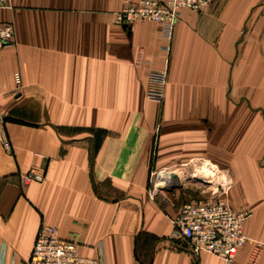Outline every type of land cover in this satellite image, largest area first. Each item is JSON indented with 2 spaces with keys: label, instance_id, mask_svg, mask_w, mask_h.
Returning <instances> with one entry per match:
<instances>
[{
  "label": "crops",
  "instance_id": "obj_1",
  "mask_svg": "<svg viewBox=\"0 0 264 264\" xmlns=\"http://www.w3.org/2000/svg\"><path fill=\"white\" fill-rule=\"evenodd\" d=\"M140 1H3L15 40L0 51V264L26 261L42 225L104 264H197L170 221L182 201L150 192L157 171L204 159L231 173L229 207L251 213L234 264L256 250L264 264V111L231 93L264 106V0L183 10L171 43L159 24L117 23ZM30 172L44 181L23 183Z\"/></svg>",
  "mask_w": 264,
  "mask_h": 264
},
{
  "label": "built area",
  "instance_id": "obj_2",
  "mask_svg": "<svg viewBox=\"0 0 264 264\" xmlns=\"http://www.w3.org/2000/svg\"><path fill=\"white\" fill-rule=\"evenodd\" d=\"M4 0H0V13L5 8ZM214 0H142L128 3L116 14L118 24L130 27L137 22H153L162 27L164 38L171 43L181 12L205 11ZM15 27L12 23L0 20V51L13 45ZM169 50V47H168ZM18 83L21 82L16 75ZM5 147L10 149L9 142ZM203 174H194L202 183L211 184V195L194 199L182 205L176 217L171 218L177 239L185 241L199 264L203 253H209L223 259L225 264H234L241 247L249 240L244 232V223L250 217L249 211H235L229 207L226 196L233 188L234 182L226 171L211 162L203 163ZM183 171V169H182ZM158 172L157 180L151 189V197L162 189L159 181H163ZM44 176L30 172L22 177L23 183L43 182ZM259 252L256 250L250 264H256ZM20 264H104L102 260L84 257L76 243L63 240L53 226L42 225L30 257Z\"/></svg>",
  "mask_w": 264,
  "mask_h": 264
},
{
  "label": "rangeland",
  "instance_id": "obj_3",
  "mask_svg": "<svg viewBox=\"0 0 264 264\" xmlns=\"http://www.w3.org/2000/svg\"><path fill=\"white\" fill-rule=\"evenodd\" d=\"M254 31V29H245V33L246 32H250V31ZM251 34V33H250ZM249 34V35H250ZM15 40V38H14ZM251 39L249 37H247V40H245L244 36L243 38H241V41L239 44H237V49L238 52L239 50H245V48H247L249 55H252L253 52L255 51V45L250 42ZM14 44V43H13ZM264 57V56H263ZM256 60H248V73L250 71H255V65H257V68H259V61L257 64H255ZM262 65H263V70H264V59L262 60ZM264 72V71H263ZM256 75L253 76H248V84L250 79L252 82H255L256 79ZM259 79V77H258ZM250 87V85L248 86ZM233 94V96H238V98H236L240 103L238 105H240L241 103L246 102V111L251 114V113H255L256 111L258 112H263L264 111V106L261 107H256L254 105V93L252 91H240L238 92H231ZM239 94V95H238ZM230 95V92L228 93V96ZM234 97H231V99ZM235 99V98H234ZM264 101V92H263V97L261 98ZM206 162H210V161H206L204 160H200V161H195L193 163H191L190 165H175L174 167L170 168V169H165V173L164 174H168V173H174L177 172L178 174H181V179L179 180V182H173L169 185L164 186V188L159 189L157 191V195L156 197H163V199H174L175 201H182V203H186L188 201L194 200V199H201V198H206L209 197L211 195V184L209 183H202L198 180V178H195L194 174H203L205 171L204 165L203 163ZM212 163V162H211ZM183 169V171H182ZM222 170V169H221ZM224 171V170H223ZM159 171H157L154 175H153V179L151 181V189L153 188L154 183L157 180V174ZM227 172V171H226ZM163 174V175H164ZM228 175L231 176L230 172H227ZM162 175V177H163ZM173 186H181V187H177L174 191H169L167 189L173 187Z\"/></svg>",
  "mask_w": 264,
  "mask_h": 264
},
{
  "label": "bare ground",
  "instance_id": "obj_4",
  "mask_svg": "<svg viewBox=\"0 0 264 264\" xmlns=\"http://www.w3.org/2000/svg\"><path fill=\"white\" fill-rule=\"evenodd\" d=\"M180 179H181V174H178L177 172L168 173V174H164L163 175V181H159L158 184L160 186L164 187V186L169 185V184H171L173 182H179Z\"/></svg>",
  "mask_w": 264,
  "mask_h": 264
},
{
  "label": "water",
  "instance_id": "obj_5",
  "mask_svg": "<svg viewBox=\"0 0 264 264\" xmlns=\"http://www.w3.org/2000/svg\"><path fill=\"white\" fill-rule=\"evenodd\" d=\"M177 187H181V186H173V187H171V188H169V189H167V190H169V191H174ZM164 188V187H163Z\"/></svg>",
  "mask_w": 264,
  "mask_h": 264
},
{
  "label": "trees",
  "instance_id": "obj_6",
  "mask_svg": "<svg viewBox=\"0 0 264 264\" xmlns=\"http://www.w3.org/2000/svg\"><path fill=\"white\" fill-rule=\"evenodd\" d=\"M4 184H5L4 182H1V181H0V187H1L2 185H4Z\"/></svg>",
  "mask_w": 264,
  "mask_h": 264
}]
</instances>
